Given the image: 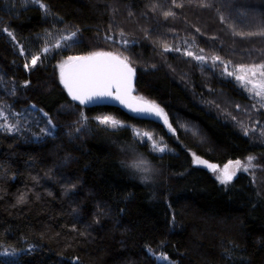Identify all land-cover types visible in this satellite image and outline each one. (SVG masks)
<instances>
[{
  "label": "trees",
  "instance_id": "1",
  "mask_svg": "<svg viewBox=\"0 0 264 264\" xmlns=\"http://www.w3.org/2000/svg\"><path fill=\"white\" fill-rule=\"evenodd\" d=\"M182 39L198 51H175ZM263 49L264 0H0V264H264V135L224 119L249 101L211 68ZM101 52L134 69L170 132L68 98L58 61ZM262 105L251 127L264 134ZM247 159L227 185L208 169Z\"/></svg>",
  "mask_w": 264,
  "mask_h": 264
},
{
  "label": "rangeland",
  "instance_id": "2",
  "mask_svg": "<svg viewBox=\"0 0 264 264\" xmlns=\"http://www.w3.org/2000/svg\"><path fill=\"white\" fill-rule=\"evenodd\" d=\"M179 43L180 46L178 45L176 48H174L175 51L179 53L183 51L185 53L193 55L195 50L198 51V49L195 48L194 44L190 45L189 44L190 42L187 43L183 39L182 41H179ZM184 49L186 51H184ZM250 50H255V49L252 48ZM200 52L198 53V56L196 58L202 60L203 61L202 63L208 64L210 62L209 61L210 59ZM263 56H264V49L260 51L259 58ZM74 59L75 58L59 60L57 64L58 72L64 65L73 61ZM211 64H212L211 68H215L223 78H225L226 80H233L236 83L238 89H240L244 93V95L247 97V100L249 101V105L248 104L242 105V107L236 105L235 110L234 112H232L233 114L231 115H228L227 112H225L223 114L226 115L224 119L227 122L231 123L233 126L239 128L241 132H242L241 127H242L244 129L243 134L245 136H249L252 142H256V141L261 142L263 140L262 139L263 137L261 136H263L264 134L262 131H258L256 129V126L259 121L258 120L255 121L254 117L257 116L256 110L258 108L262 107L261 109H263L262 103L264 101V59L256 63H245V64L235 65L230 62L229 63L225 61L222 62L219 59L215 58L211 60ZM135 97L143 101H146L152 105H155L161 113V118L158 119L157 122H159V124H161L166 129V131L168 132L171 131V126L169 124L167 115L159 105L153 103L146 97L136 92H135ZM230 105L231 102L229 103V106ZM236 109L238 111H236ZM253 114H255L256 116L252 118ZM97 121L100 123L108 121L109 125H113L114 120L99 116L97 118ZM251 123H253V125L256 126L251 127ZM255 131H258V139H255L257 137L255 136ZM133 133L136 137H139L140 139H142V141L148 143V146L150 147L151 150L153 151L155 150L158 152L169 151V148H167V146L163 144L159 136L157 134H154L149 128L144 127L138 129L134 127ZM127 150L129 152L132 151L129 148H126V151ZM131 155H133V153H131ZM134 157H133L134 160H132V163L130 164V167L132 169L138 171L140 175H142L143 173H149L151 171L150 168L145 167L146 165L140 157L138 156L137 157L134 156ZM209 164L212 165L211 162L208 163V165ZM251 169H252L251 159L249 160L247 159L245 161H239V162H228L224 165H215L212 171V175L217 180L218 183L227 185L230 182H232V180L237 174L247 173ZM151 172L154 173L153 170ZM258 173H261V171L259 172V166H256L255 168H253L252 171V175L254 176L255 179L258 177ZM259 181H261L260 178ZM156 259L165 264L170 263L167 257L162 254H156Z\"/></svg>",
  "mask_w": 264,
  "mask_h": 264
},
{
  "label": "water",
  "instance_id": "3",
  "mask_svg": "<svg viewBox=\"0 0 264 264\" xmlns=\"http://www.w3.org/2000/svg\"><path fill=\"white\" fill-rule=\"evenodd\" d=\"M68 98L85 107L109 106L136 117L158 121L159 109L135 97V71L114 53L101 52L75 58L59 70ZM215 165H208L210 172Z\"/></svg>",
  "mask_w": 264,
  "mask_h": 264
}]
</instances>
